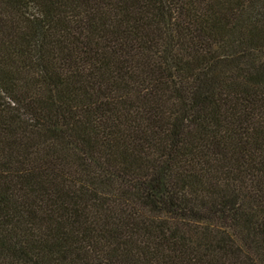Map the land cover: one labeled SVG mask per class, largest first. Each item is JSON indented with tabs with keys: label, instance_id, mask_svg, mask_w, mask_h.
Wrapping results in <instances>:
<instances>
[{
	"label": "trees",
	"instance_id": "trees-1",
	"mask_svg": "<svg viewBox=\"0 0 264 264\" xmlns=\"http://www.w3.org/2000/svg\"><path fill=\"white\" fill-rule=\"evenodd\" d=\"M0 264H264V0H0Z\"/></svg>",
	"mask_w": 264,
	"mask_h": 264
}]
</instances>
